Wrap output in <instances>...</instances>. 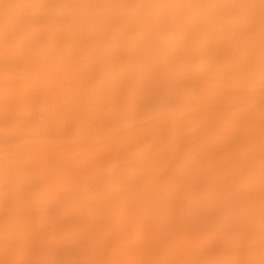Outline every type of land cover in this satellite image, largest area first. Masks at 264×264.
<instances>
[{
    "label": "bare ground",
    "instance_id": "1",
    "mask_svg": "<svg viewBox=\"0 0 264 264\" xmlns=\"http://www.w3.org/2000/svg\"><path fill=\"white\" fill-rule=\"evenodd\" d=\"M0 264H264V0H0Z\"/></svg>",
    "mask_w": 264,
    "mask_h": 264
}]
</instances>
